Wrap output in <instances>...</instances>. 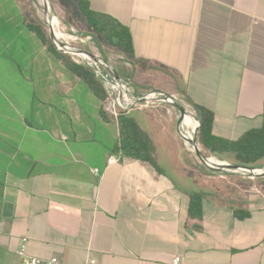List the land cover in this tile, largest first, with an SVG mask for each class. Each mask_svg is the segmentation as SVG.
Returning <instances> with one entry per match:
<instances>
[{"label": "crops", "instance_id": "obj_1", "mask_svg": "<svg viewBox=\"0 0 264 264\" xmlns=\"http://www.w3.org/2000/svg\"><path fill=\"white\" fill-rule=\"evenodd\" d=\"M86 1L129 29L139 63L114 69L138 93L207 108L228 140L262 127L264 0ZM52 3L82 23L79 0ZM38 23L31 0H0V264H20L23 245L57 264H264V175L203 167L164 108L122 114L147 135L156 168L122 155L118 120Z\"/></svg>", "mask_w": 264, "mask_h": 264}, {"label": "trees", "instance_id": "obj_2", "mask_svg": "<svg viewBox=\"0 0 264 264\" xmlns=\"http://www.w3.org/2000/svg\"><path fill=\"white\" fill-rule=\"evenodd\" d=\"M78 7L82 16L81 22L84 31L94 38L100 48L120 55L122 63H128L131 66L139 63V60L135 57L130 31L126 26L112 16L92 11L86 0H79ZM31 28L46 42L51 52L63 57L67 61L66 63H73L68 55L55 50L41 23L34 24ZM71 69L86 78L104 102L106 98L105 90L94 73L90 69L76 64H72ZM118 74L128 78L127 74L120 71ZM184 101L190 105L199 123L197 141L203 151L220 161L239 167L259 168L261 166V161L264 159V102L262 127L244 133L237 140H228L213 134L214 114L210 110L190 101ZM122 114L118 118L120 127L119 151L122 155L148 162L156 168L153 148L147 135L135 123L125 119ZM190 200L189 212L191 216H200L199 195L192 194Z\"/></svg>", "mask_w": 264, "mask_h": 264}, {"label": "built area", "instance_id": "obj_3", "mask_svg": "<svg viewBox=\"0 0 264 264\" xmlns=\"http://www.w3.org/2000/svg\"><path fill=\"white\" fill-rule=\"evenodd\" d=\"M46 7L48 10L49 6ZM44 21L47 33L53 36V40H51V42L55 50L68 55L74 64L90 69L94 73L95 77L99 79L106 93L104 107L115 120H118L121 113L129 110H156L164 108L168 114L174 116L177 122L179 113L175 109L174 104H179L186 111L176 126L177 134L182 142L184 150L193 154L197 159L196 150L202 152L206 158L205 163L209 167H228V162L220 161L212 156H209L202 150L197 141L199 123L196 120L190 105H188L179 95L156 90L138 93L130 79L117 76L111 63L105 60L97 52L87 48L88 42L92 39L91 36H85L82 33H78L74 29H64V27H62L57 20L49 18L47 13L44 17ZM187 115L193 116L195 123L194 126L184 124V118ZM210 159L224 163L225 166L213 164ZM198 161L200 162L199 159ZM201 165L205 167L202 163ZM205 168L208 169L207 167ZM226 170L228 171V169ZM92 172L95 175L98 174L97 169H93ZM239 172L247 173L246 170H239ZM257 172L262 173L263 171L258 170ZM17 254L21 258L20 264H57L58 262L56 258L41 259L37 257H29L26 254L25 245L22 246ZM85 264L98 263L94 259H88ZM170 264H183V261L180 256H175L171 260Z\"/></svg>", "mask_w": 264, "mask_h": 264}, {"label": "rangeland", "instance_id": "obj_4", "mask_svg": "<svg viewBox=\"0 0 264 264\" xmlns=\"http://www.w3.org/2000/svg\"><path fill=\"white\" fill-rule=\"evenodd\" d=\"M32 1V5H33V9L36 13V15L39 18L40 23L43 25L45 31L46 30V26H45V21H44V17L46 15V13L48 14L49 18H53L55 20H57L59 22V24L64 27V29H74L76 30L78 33H82L85 36H91L89 34H87L84 31V27L82 26V23H68L65 20L61 19L58 14L56 13L55 9H54V5L52 3V0H47L48 2V10L47 7L42 3V0H31ZM41 1V2H40ZM92 37V36H91ZM87 48L89 50L95 51L98 54H100L105 60H107L109 63H111V65L113 67H117L118 63H122V57L118 54H115L113 52L110 51H106L104 50V48H100L97 44V42L94 40V38L92 37V39L88 42V46ZM216 161V160H215ZM264 161V159H263Z\"/></svg>", "mask_w": 264, "mask_h": 264}, {"label": "water", "instance_id": "obj_5", "mask_svg": "<svg viewBox=\"0 0 264 264\" xmlns=\"http://www.w3.org/2000/svg\"><path fill=\"white\" fill-rule=\"evenodd\" d=\"M47 2V0H44ZM50 39L53 40V36L49 35ZM115 74L118 76V74L116 73L115 69H114ZM175 109L177 110V112L179 113V118L177 120V123L180 121L181 117L185 114V110L183 107H181L179 104H174ZM196 156L198 157V159L200 160V162L207 167L210 171L213 172H217V173H223V174H241V175H247V176H263L264 175V167L263 168H243V167H239L236 165H232L229 164L227 168H223V167H209L205 161L206 158L204 156V154L202 152H200L199 150H196ZM228 169V171L226 170ZM239 170H246L247 173H240ZM258 170H262V173H258Z\"/></svg>", "mask_w": 264, "mask_h": 264}, {"label": "bare ground", "instance_id": "obj_6", "mask_svg": "<svg viewBox=\"0 0 264 264\" xmlns=\"http://www.w3.org/2000/svg\"><path fill=\"white\" fill-rule=\"evenodd\" d=\"M40 2H41V1H40ZM42 3L45 4L46 6H48L46 1L43 0ZM184 124H185V125H193V126H194L195 123H194V118H193V116H192V115H187V116L184 118ZM210 161H211V163H213V164H217V165H220V166H225L224 163H221V162L215 161L214 159H210Z\"/></svg>", "mask_w": 264, "mask_h": 264}]
</instances>
